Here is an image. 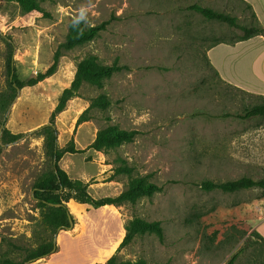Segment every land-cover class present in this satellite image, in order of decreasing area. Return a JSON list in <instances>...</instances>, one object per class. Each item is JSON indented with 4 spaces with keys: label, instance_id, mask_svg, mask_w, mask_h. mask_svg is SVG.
Here are the masks:
<instances>
[{
    "label": "rangeland",
    "instance_id": "rangeland-1",
    "mask_svg": "<svg viewBox=\"0 0 264 264\" xmlns=\"http://www.w3.org/2000/svg\"><path fill=\"white\" fill-rule=\"evenodd\" d=\"M40 5L47 17L0 0V264H107L113 256L148 264H229L236 256L232 264H264V241L257 235L264 239V190L200 187L204 181L264 179L263 118L198 116L241 113L258 101L224 80L208 59L210 48L232 44L241 32L189 8H210L250 26L255 22L247 5L241 0H40ZM77 20L87 27L108 24L91 42L64 52L56 72L20 90L5 111V40L13 42L19 79L29 80L47 72ZM89 55L126 69L102 88L84 84L55 116L58 149L86 150L108 126L138 134L113 149L66 154L59 166L71 180L87 184L94 199L114 198L139 178L158 190L136 203L99 209L65 190L73 225L53 235L33 195L35 182L52 166L42 129ZM99 97L108 106L90 108ZM123 166L131 173H118ZM136 218L160 222L163 240L136 236L120 249L126 226ZM52 238L53 253L25 262L29 250Z\"/></svg>",
    "mask_w": 264,
    "mask_h": 264
},
{
    "label": "trees",
    "instance_id": "trees-1",
    "mask_svg": "<svg viewBox=\"0 0 264 264\" xmlns=\"http://www.w3.org/2000/svg\"><path fill=\"white\" fill-rule=\"evenodd\" d=\"M9 2L20 5L28 13L40 14L47 17L48 14L40 5V0H6ZM251 10V7L247 5ZM191 11H195L202 15L208 21H216L219 23L227 24L233 29L241 32L237 40L232 44L248 41L257 36H264V27L257 21L255 14L252 12L254 18V24L250 26H243L238 23L236 17H232L228 14L217 12L210 8L200 7L193 5L189 8ZM252 11V10H251ZM108 22H104L97 26L87 27L83 21L71 22L69 24L68 34L65 40L58 46L53 58V64L47 70L45 74H39L37 77H33L29 80H20L17 74V70L14 66L15 61L13 58L14 45L11 39H6V44L9 47V53L7 56L6 66L8 70V89L9 94L4 98V110L8 105L16 98L17 93L25 87H34L40 82L44 81L49 76L56 72L59 61L64 52L72 51L84 44L91 42L98 34L106 29ZM219 45V44H217ZM215 45L214 47H216ZM212 47V48H214ZM210 48L209 50H211ZM126 69L121 67L117 62H114L111 66L102 64L98 57L89 55L86 59L79 62L76 68L74 79L71 86L65 89L61 95L60 101L52 114V122L49 125L43 127V135L45 136V151L50 158L52 166L51 170L42 175L34 184L33 195L38 202L39 208L43 212V222L47 229H49L53 235L61 230L71 228L72 218L68 212L67 207L63 203L62 192L65 190L71 191L75 194L76 199L83 204L89 205L93 208L99 209L107 206H120L125 203H136L139 199L152 195L158 187L154 184L147 183L144 179L133 180L129 187L121 194L114 198L94 199L88 192V185L81 180H71L66 171L60 166L59 162L66 154H83L88 150L96 152H102L105 150L113 149L119 145L132 142L137 131H125L120 130L115 126H108L104 130L100 131L92 144L86 150H77L74 145H70L63 150H59L57 146V129L53 124L55 116L63 112L66 108L68 101L74 97L76 92L84 85L88 84L93 87L102 88L104 81L109 79L113 74L118 73ZM217 72V71H216ZM218 73V72H217ZM253 99L258 101L256 104L245 107L241 113H224L222 115H210L205 112H199L198 116L210 117L220 120L236 119L240 121H249L252 119L263 118L264 119V96L250 94ZM109 102L105 97H99L95 99L90 108L105 109ZM83 117V116H82ZM81 117V119H82ZM81 119L79 121H81ZM118 173H131V169L128 167H121L117 169ZM201 189L206 192L221 191L223 193H237L241 191L261 189L264 190V179L254 180L252 178L243 177L238 180L215 183L212 181H204L200 185ZM126 234L120 244V249L128 246L132 243L136 236L143 235H155L160 240L164 238V230L160 222H148L139 218H136L128 223L125 228ZM258 237L264 241V239L257 233ZM56 250L55 240L43 242L36 248L29 250L25 256V262H33L43 259L49 256ZM236 256L230 261L232 264ZM3 264H14L11 260H6ZM107 264H148L145 260L140 259L136 262L122 261L119 262L116 256H113L108 260Z\"/></svg>",
    "mask_w": 264,
    "mask_h": 264
},
{
    "label": "crops",
    "instance_id": "crops-1",
    "mask_svg": "<svg viewBox=\"0 0 264 264\" xmlns=\"http://www.w3.org/2000/svg\"><path fill=\"white\" fill-rule=\"evenodd\" d=\"M264 27V0H241ZM214 69L227 82L250 94L264 96V36L234 45L219 44L208 51Z\"/></svg>",
    "mask_w": 264,
    "mask_h": 264
},
{
    "label": "clouds",
    "instance_id": "clouds-1",
    "mask_svg": "<svg viewBox=\"0 0 264 264\" xmlns=\"http://www.w3.org/2000/svg\"><path fill=\"white\" fill-rule=\"evenodd\" d=\"M85 17H84V13L82 12L80 17H79V20H83ZM79 20L76 21V23H79Z\"/></svg>",
    "mask_w": 264,
    "mask_h": 264
},
{
    "label": "water",
    "instance_id": "water-1",
    "mask_svg": "<svg viewBox=\"0 0 264 264\" xmlns=\"http://www.w3.org/2000/svg\"><path fill=\"white\" fill-rule=\"evenodd\" d=\"M11 109V108H10ZM73 224H71V226H72Z\"/></svg>",
    "mask_w": 264,
    "mask_h": 264
}]
</instances>
